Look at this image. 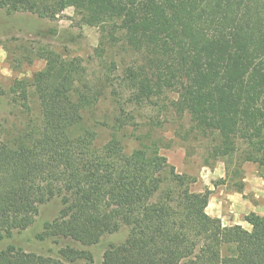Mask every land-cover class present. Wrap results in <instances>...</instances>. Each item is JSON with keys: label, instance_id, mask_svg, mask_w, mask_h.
I'll list each match as a JSON object with an SVG mask.
<instances>
[{"label": "trees", "instance_id": "obj_1", "mask_svg": "<svg viewBox=\"0 0 264 264\" xmlns=\"http://www.w3.org/2000/svg\"><path fill=\"white\" fill-rule=\"evenodd\" d=\"M0 8L49 20L73 8L81 26L99 30L106 61L90 79L80 59L48 53L23 84L24 106L36 101L40 112L0 130V245L10 242L0 264L95 263L69 244L51 256L14 243L55 202L39 242L91 248L126 233L101 264H264V216H246L251 231L209 216L212 192L193 190L197 178L179 173L155 137L174 124L177 138L203 149L204 166L225 165L238 191L245 164L264 171V0H0ZM104 101L112 109L100 112ZM147 109L158 115L137 125ZM132 140L140 146L128 150Z\"/></svg>", "mask_w": 264, "mask_h": 264}, {"label": "rangeland", "instance_id": "obj_2", "mask_svg": "<svg viewBox=\"0 0 264 264\" xmlns=\"http://www.w3.org/2000/svg\"><path fill=\"white\" fill-rule=\"evenodd\" d=\"M99 46V30L89 25L81 26L73 8L65 10L56 20L42 19L29 13L9 14L0 8V130L15 126L21 128L28 114L40 112L36 101L30 103V110L24 106L21 88L26 81L32 80L37 73L46 68L47 61L43 58L45 55L56 53L61 60L80 59L85 75L94 79L105 71L103 66L106 61L101 60L99 53L96 52ZM112 76L114 78L115 74ZM32 94L31 91V96ZM100 109L102 110L100 112H103V110H111L112 106L109 101H104ZM141 115L145 118H140ZM156 115L157 112L149 109L140 111L136 124L141 121L148 122V117ZM174 127V124L166 123L161 128V133L155 135L156 138L163 136L165 147L161 153L179 173L190 174L197 178L198 182L193 186V190L197 192L209 190L210 187L206 186L204 179L208 183H218L219 180H213L210 173L221 167L225 168V165L219 162L214 168L204 166L203 149L195 141L184 142L177 138ZM136 129L144 131L139 132ZM146 131L147 128L142 127L134 129L136 135ZM107 138L108 133L101 129L99 143L106 142ZM128 146V150H132L139 147L140 142L132 140ZM58 209L56 202L43 206L35 224L23 233L16 234L14 243L27 252L51 256H57L59 249L69 244L77 249L90 250L94 255V264H101L106 247L122 241L126 236V233L122 232L117 236L106 237L102 243L91 248L67 240L62 241L61 244L51 241L39 242L36 235L41 233L46 221L52 220L57 215ZM9 243L7 241L1 244L0 251Z\"/></svg>", "mask_w": 264, "mask_h": 264}, {"label": "crops", "instance_id": "obj_3", "mask_svg": "<svg viewBox=\"0 0 264 264\" xmlns=\"http://www.w3.org/2000/svg\"><path fill=\"white\" fill-rule=\"evenodd\" d=\"M244 170V188L241 191L234 188V182L225 181L226 171L222 167L210 173L213 180H219L218 183H208L204 179L212 192L206 212L220 219L224 226L240 225L251 231L252 226L246 222V216H264V171L253 163H248Z\"/></svg>", "mask_w": 264, "mask_h": 264}]
</instances>
